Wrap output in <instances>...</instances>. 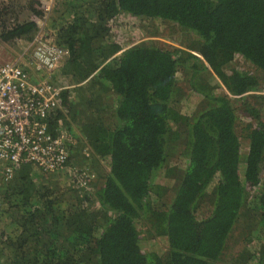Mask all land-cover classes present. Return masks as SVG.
<instances>
[{
	"label": "trees",
	"instance_id": "obj_1",
	"mask_svg": "<svg viewBox=\"0 0 264 264\" xmlns=\"http://www.w3.org/2000/svg\"><path fill=\"white\" fill-rule=\"evenodd\" d=\"M40 6L28 1L36 15ZM62 6L54 34L68 55L55 70L79 98L61 84L48 130L79 132L105 174L95 192L76 195V183L65 196L38 186L34 165L16 166L0 193V264H264V0ZM8 9L0 2V39L28 45L37 21H10ZM124 15L197 36L185 49L146 40L122 47L109 24ZM236 56L252 69L233 68ZM236 103L256 119L243 135ZM240 218L246 224L235 226ZM234 229L242 245L226 254Z\"/></svg>",
	"mask_w": 264,
	"mask_h": 264
},
{
	"label": "built area",
	"instance_id": "obj_2",
	"mask_svg": "<svg viewBox=\"0 0 264 264\" xmlns=\"http://www.w3.org/2000/svg\"><path fill=\"white\" fill-rule=\"evenodd\" d=\"M39 1L44 12L51 13L54 0ZM40 35L33 37L34 50L25 61L0 62V173L4 180L13 177L16 166L26 163L55 172L64 167L74 146L63 125L55 134L47 126L49 115L60 105L63 88L53 73L68 50L43 41Z\"/></svg>",
	"mask_w": 264,
	"mask_h": 264
},
{
	"label": "rangeland",
	"instance_id": "obj_3",
	"mask_svg": "<svg viewBox=\"0 0 264 264\" xmlns=\"http://www.w3.org/2000/svg\"><path fill=\"white\" fill-rule=\"evenodd\" d=\"M5 5L9 4L8 15L7 19L10 21L17 20V21H25V20H36L38 25L37 35L41 34V39L46 42H55V30L54 25L58 23L61 12L63 10L62 1L63 0H54V6L51 10V13L44 12L42 6H40L41 11L39 10L40 15H36L32 10L28 7L29 0H1L0 2H4ZM39 1V0H38ZM40 3V1H39ZM41 5V3H40ZM111 31L110 34L112 39L115 42H120L122 47H126L129 45H133L140 40L151 41L154 44L159 46H165L167 48H171V46L178 47L185 49L186 47L191 45V41L196 39V33L191 29L188 30H181L175 23L169 21H162V20H146L140 19L138 17H126L121 16L115 22H111L109 24ZM46 39H44V36ZM32 42V41H31ZM29 43L28 45L23 43V40L15 41L16 46L9 45L0 39V62L4 61H11L19 59L22 62L25 61V58L28 54L34 50V44ZM23 49L21 47L25 46ZM192 53L197 54L195 51ZM195 56V55H194ZM191 61L197 60L200 61V57L196 55L195 57L190 59ZM197 62V63H198ZM189 66V64H187ZM232 65V64H231ZM233 68L243 69V70H251V65L246 62L242 57L236 56L233 60ZM58 70H55L53 73V78L60 84H65L66 87L69 88V98L70 100H78L79 93L76 91V85L73 83L72 79L68 76L64 78L58 77ZM33 74V72H32ZM258 77H262V75H258ZM35 78V76H34ZM261 94H264L263 91H260ZM251 101V100H249ZM252 102V101H251ZM241 103H236L237 110V132L238 134L243 135L242 127L249 126L256 123V119L247 112V106H241ZM254 106L257 104L254 103ZM264 110V109H263ZM263 111H260L262 114ZM107 116L112 118L111 110H107ZM261 120L264 119L263 116L260 118ZM73 124V122L71 123ZM74 128V127H73ZM75 130V128H74ZM77 131V130H75ZM79 132L75 134H71L73 137L74 146L71 148L77 149L76 154H80L78 158L75 156L72 158L71 165L66 167V164L61 169L56 170L52 173H43L35 166H32V175L35 176V180L37 181L36 184L40 186L44 191L47 192H55L60 193L62 195L68 196L70 194L71 189L73 188L76 183L79 185V188L74 189L76 195H83L84 193H92L95 192L96 187L100 184L103 176H104V168L99 166L97 162H95L92 155H90V151L88 148L81 143L79 138ZM242 137V136H241ZM243 138V137H242ZM241 138V139H242ZM247 140V139H245ZM79 144V145H78ZM76 146V148H75ZM80 151V152H79ZM264 173V168L262 169V174ZM80 175L83 176V179L80 178ZM14 175V174H13ZM95 175V176H94ZM80 183H78L77 182ZM9 180H4L3 176L0 173V193L4 190V185L7 184ZM82 185V186H81ZM77 186V185H76ZM85 187V188H84ZM74 194V196H75ZM97 207V203L94 202V206ZM245 225L246 220L240 218L235 226L238 225ZM245 231V228L242 232ZM239 230H235L233 232V236L228 242L226 248V254H233L236 253L242 244H238L240 241H243V233ZM237 241V242H235ZM156 244L154 245V249L162 250V238H156L154 241ZM250 247H255L258 245L256 240H252L250 242ZM152 243L149 244V246Z\"/></svg>",
	"mask_w": 264,
	"mask_h": 264
}]
</instances>
